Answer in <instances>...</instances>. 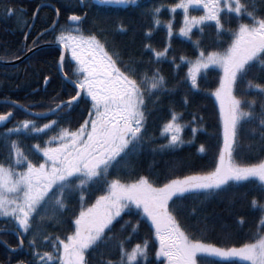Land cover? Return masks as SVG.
Listing matches in <instances>:
<instances>
[{"label": "snow or ice", "instance_id": "obj_1", "mask_svg": "<svg viewBox=\"0 0 264 264\" xmlns=\"http://www.w3.org/2000/svg\"><path fill=\"white\" fill-rule=\"evenodd\" d=\"M84 2L80 0L81 4ZM98 2L139 6V0ZM165 7L171 14L182 10V26L178 34L191 41L197 53L194 58L185 55L178 58L187 64L184 82L189 89L199 92V81L210 69H219L220 72L218 86L210 93L219 103L222 124V147L215 166L209 171L176 176L162 183L146 175L129 180L120 178L121 171H134L132 157L151 140L146 127L149 112L146 92L148 101L156 103L161 94L175 89L168 87L159 67L152 68L149 76L148 70L141 67L143 61L130 57L129 63H124L120 54L109 50L96 34L85 35L78 25L86 13L84 16L70 15L68 20L74 25L62 27L55 40L63 49L59 58L60 70L63 71L65 52L70 53V61L75 62L76 79L69 81L74 86L75 95L67 101L55 103V107L43 113H33L24 105L13 104L30 116L42 118L49 113L58 115L64 108L71 109L73 102L79 103L81 98H87L90 108L86 117L75 129L60 126L58 120L38 125L35 119H23L0 134L9 149V162H0V218L15 224L19 239L17 247H22L25 235L30 234V264H91L92 252L101 246H111L114 222H118L126 210L131 212L132 209L141 219L150 222L158 242L155 257H163V264H264V232L259 228L250 242H243L240 246H219L203 235L198 237L190 233L174 214L178 211L177 202L187 196L209 197L243 182L264 191V158L254 163L237 161L239 136L245 124L254 125L247 131L258 139L264 151V0H177L168 6L152 7L148 14L153 28L163 23L169 43L162 50L149 43L143 45L154 58L150 63L158 64L168 59L171 48L174 16L162 22L160 13ZM193 10L203 14L192 15ZM7 12L15 14L13 9ZM59 12L60 9L56 8L57 16ZM233 20L236 22L234 28L228 26ZM118 27L121 32L127 31L122 24ZM206 27L215 29L216 43L226 36L227 46L222 50L206 51L202 47ZM153 28L145 31L146 38L151 37ZM193 29L198 30L195 40L192 39ZM176 59L172 56L169 62L179 68ZM253 69L257 75L247 79ZM65 79H68L66 74ZM244 80H247L246 88L243 95L238 96L236 86ZM257 80L261 82H255ZM47 82L48 77H45ZM250 92L255 95L245 99ZM182 103L185 106L190 103L186 95ZM12 115L11 111L0 114V125ZM181 118L182 113L173 111L171 118L164 123L162 133L168 135L167 143L159 146L161 150L184 143L181 133L187 125L180 122ZM198 119L202 121L203 118L193 114L189 121L193 125L190 129L193 137L198 131L195 126ZM48 132L54 134L47 135ZM42 134L47 135L43 145L31 146L39 157L33 162L25 154L19 137ZM13 135L17 139H11ZM199 151L205 152L203 144ZM96 184L101 185V194L86 204L85 191ZM73 196L78 198L79 210L70 220L72 230L64 238L46 233L44 225L60 226L65 222L63 216ZM251 206H258L261 213L258 224L264 227V203L258 205L253 197ZM237 223L243 225L244 218L238 217ZM127 226L131 232L126 239L130 240L139 222L134 225L125 222L121 224V230H127ZM207 231L205 221L201 232ZM38 241L50 244L52 251L41 252ZM125 243V240L116 241V259H106L101 252L97 264H141V261L146 264L148 241L136 243L130 250Z\"/></svg>", "mask_w": 264, "mask_h": 264}, {"label": "trees", "instance_id": "obj_2", "mask_svg": "<svg viewBox=\"0 0 264 264\" xmlns=\"http://www.w3.org/2000/svg\"><path fill=\"white\" fill-rule=\"evenodd\" d=\"M44 1L52 2L59 9H64L61 4H69L72 14L84 16L86 13L85 18L78 25L85 35L96 34L102 42L106 43L109 50H114L120 54L124 63H129L130 57L143 61L141 67L148 70L149 76L152 74V68L159 67L166 77L168 87L175 89L173 92L161 94L156 103L148 101V93L146 92L145 98L149 106L146 127L151 140L145 143L136 156L132 157L134 171H121V179L129 180L135 179L137 175H146L150 179L162 183L176 176L209 171L215 166L219 149L222 147V124L219 118V105L215 96L210 93L218 86L220 72L219 69H210L207 75L199 81L201 89L199 92L190 90L188 84L184 82L187 64L181 63L178 58L180 55L194 58L197 53L191 41L180 37L178 34L179 27L182 26V10L178 9L175 14H171L165 7L160 13L162 22L172 19L174 16L173 36L170 41L171 48L168 59L162 60L158 64L150 63V61H154V58L143 47L145 43H149L153 48L162 50L169 43L164 24L162 23L158 28H153L148 12L154 6L159 4L168 6L176 3L177 0H139V6L109 5L100 3L98 0H85L83 6L80 0H0V60H15L22 56L26 50L40 44L41 41L56 42L55 37L62 27L69 28L74 25L67 21V13L61 12L60 24L52 32L44 35L41 38L43 40L39 39L36 42L37 33L52 25L56 19V13L53 10L44 11L42 9L37 20V26L26 37L34 9ZM21 3L26 8L22 12L20 11ZM8 9L15 10V14L9 15ZM191 14L201 15L198 10L191 11ZM121 24L127 28V31L121 32L119 30L118 26ZM228 26L234 28L236 26L235 20ZM149 28H153V33L150 38H146L144 33ZM197 33L198 30L193 29V40L197 38ZM227 43L228 38L226 36L222 38L220 43H216L215 29L213 27L205 28L202 47L206 51L222 50L227 46ZM60 54V48H43L32 53L17 65L5 66L0 64V96L5 95L7 99L22 103H25L26 100L31 102H35L36 99L41 100L43 105L36 109L39 111L49 110L61 100H69L72 95H75V89L63 79L59 72ZM172 56L177 57L176 64L180 65L179 68H175L169 62ZM63 66L65 73L75 80V62L70 61L69 56H66ZM256 75V70L253 69L247 79H252ZM45 77H48L47 83H45ZM246 84L247 80L238 82L236 86L238 96L243 95ZM26 94L27 97L24 96ZM185 95L190 101L187 106L182 103V98ZM254 95V92H250L244 98L251 99ZM256 98L259 102V97ZM89 108L90 101L87 98H81L79 103L72 105L71 109L64 108L58 115L48 118H36L16 111L14 124L0 128V134L23 119H35L38 125L47 123L49 120H58L60 126L75 129L86 117ZM10 109L11 107L8 105H0V112L2 113ZM173 111L182 113L180 122L187 125L181 133L184 143L176 148L161 150L159 146L167 143L168 135L162 133V127L171 118ZM193 114L198 118H203L202 121L198 119L195 124L198 131L194 137L190 131L193 125L189 123ZM253 126L245 124L240 132V147L237 150L238 162L254 163L264 158V151H262L258 139L249 135L247 131ZM52 134L54 132L47 133V135ZM47 135H21L19 137L25 154L33 162H36L39 157L31 146L36 143L43 145ZM11 139H17V136L13 135ZM201 144L205 146L203 153L199 151ZM8 158L9 149L5 141L0 139V162L7 164ZM100 190V184L89 187L85 191V203L93 202L95 196L101 194ZM253 197L257 199L258 205L264 203V191H261L254 184L243 182L239 185H232L209 197L187 196L177 202L178 211L174 214L177 215L181 225L193 235L198 237L203 235L209 242L219 246H240L243 242H250L258 228L260 232H264V227L258 224L261 216L259 208L258 206L257 208L251 206ZM78 210V198L73 196L68 201V211L63 216L65 222L60 226L46 224L43 230L53 236L58 235L60 238H64L72 230L70 220ZM240 216L244 218L243 225L237 223V218ZM205 221L208 225V231L202 233L201 229ZM125 222H130V225L139 222V227L130 240L126 239L131 232L130 226H127L125 231L121 230V224ZM0 225L1 227L4 225L6 228L16 229L15 224L5 218H0ZM114 225L111 233L114 239L110 242L111 246H101L100 249L92 252L89 257L91 264H97L101 258V252L104 253L106 259H116L115 243L117 240H125V246L129 250L136 243L147 240L149 248L146 264H163V259L155 257L158 242L154 238L150 222L136 215L135 209H132L131 212L126 210L125 213H122L121 218H118V222H114ZM1 235L4 242L0 243V264H30L32 260V250L28 244V240L31 238L30 234L25 235L23 248L16 252H12L10 247H17L18 238L14 237L12 233ZM38 248L41 252L52 251L50 244L39 241ZM141 264L144 262L141 261Z\"/></svg>", "mask_w": 264, "mask_h": 264}, {"label": "flooded vegetation", "instance_id": "obj_3", "mask_svg": "<svg viewBox=\"0 0 264 264\" xmlns=\"http://www.w3.org/2000/svg\"><path fill=\"white\" fill-rule=\"evenodd\" d=\"M81 5L83 6V4H81ZM61 6H62L64 9H60L59 15H58V16L56 15L55 23H56L57 20H59V21H58V24H60V20H61V12H66V13H67V15H66V16H67V21L71 24V22L68 20V17H69L70 15H72V9H70V5L64 3V4H61ZM82 6H81V7H82ZM33 7H34V5H33ZM40 7H41V9H40L39 12L37 13V17H36L35 24H34L33 28H35V27L37 26V25H36V24H37V20H38L39 14H40V12H41L42 9H43L44 11H45V10H50V9H51V10H53V11L55 12V9L57 8L52 2H49V1H44V2H42L41 4H39L38 7H35V9H34V14H33L32 18H31V24H30L29 27L32 26L33 21H34L35 14H36L38 8H40ZM20 9L23 10V11L26 10V8L24 7V5H23L22 3L20 4ZM76 15H78V14H76ZM58 24H57V25H58ZM57 25H56V27H57ZM52 26H53V24L50 25L49 27H47L46 29H44L43 31L38 32V33H37V36H36V42H37L39 39H41L44 35H46L47 33L52 32L54 29L48 31ZM56 27H55V28H56ZM32 30H33V29H32ZM26 37H28V36L26 35ZM41 40H43V39H41ZM41 40H40V41H41ZM40 41H39V42H40ZM39 42H38V43H39ZM44 43H57V42H55V41H41L40 44H38V45H36V46H33V47H31L30 49L26 50V52H25L22 56H24V55H25L27 52H29L31 49H33V48H35V47H37V46H39V45H41V44H44ZM68 54H69V53L67 52V53H66V56H69ZM22 56H20V57H22ZM66 56H65V58H66ZM20 57H19V58H20ZM17 59H18V58H17ZM24 96L27 97V94L24 95ZM3 101H6V102H3ZM7 101H8L9 103H8ZM11 102H15V103H17V104H19V105H24L25 108H27V109H29V110H32V111H35V112H38V113L48 112V110H45V111H39V110H36L40 105H43V102H41V100L36 99L35 102H31L30 100H26L25 103H24V102L22 103V102H18V101H16V100L7 99V98H5V95H2V96H0V105H3V104L8 105L9 107H11V109L8 110V111H11L12 113H14V116H13L12 121H11L8 125H6V126H4V127H8V126L14 124V120H15V117H16V111H21V112L27 114V113H26L24 110H22L21 108L15 106V105H13V104H11ZM8 111H6V112H8ZM6 112H3V113H6ZM0 114H2V112H0ZM4 127H3V128H4ZM0 128H2V127H0ZM2 226H3V227H1V225H0V243H3V242H4V241H3V237H2L1 234H4V233H5V232H4L5 230H13V231L16 230V229L6 228V227H4V225H2ZM15 236H16V235L14 234V237H15ZM16 237H17V236H16ZM15 248L17 249V248H19V247H15ZM10 249H11V247H10ZM13 249H14V248H13Z\"/></svg>", "mask_w": 264, "mask_h": 264}, {"label": "water", "instance_id": "obj_4", "mask_svg": "<svg viewBox=\"0 0 264 264\" xmlns=\"http://www.w3.org/2000/svg\"><path fill=\"white\" fill-rule=\"evenodd\" d=\"M40 9H41V7L38 8V10H37V12H36V14H35L33 24H32V26L29 28L28 34H29V33L32 31V29H33V26H34V24H35V20H36V17H37V13L39 12ZM58 21H59V20L56 21V23H55V27H56V25L58 24ZM70 22H71V21H70ZM71 23L74 24V22H71ZM50 30H53V26H52L48 31H50ZM50 47L61 48V50L63 51L62 47H61L58 43H44V44H41V45H39V46H37V47L31 49L29 52H27V53H26L24 56H22L21 58H18V59H16V60H12V61H3V60H0V64L5 65V66H14V65H17V64L23 62V61H24L28 56H30L32 53H34V52H36V51H38V50H41V49H43V48H50ZM65 54H66V52L64 53V55H65ZM59 72H60L61 76L63 77V79H64L67 83H69L70 85L73 86V84L69 82L70 80H73V79H71V78L65 73L64 69H63V71H61V70H60V66H59ZM65 74L67 75L68 79H65ZM80 100H81V99H80ZM66 101H67V100H66ZM3 102H6V101H3ZM7 102H8V101H7ZM8 103H9V102H8ZM74 103H76V102H73V104H74ZM11 104H13V102H11ZM13 105H14V104H13ZM15 105H19V104L15 103ZM19 108H20V107H19ZM71 108H72V107H71ZM21 109H22V108H21ZM22 110H24V109H22ZM28 110H29V109H28ZM29 111H30V112H33V113H38V112H35V111H32V110H29ZM13 116H14V113H13L12 117H11L7 122H4L2 125H0V127H4V126H6L7 124H9V123L12 121ZM50 116H53V114L49 113V115H47L46 117H42V118H47V117H50ZM4 232H7V233H14V234L17 236V238H18V235H17L16 230H15V231H13V230H5ZM22 248H23V246H22V247H19V248H17V249L14 248L15 251H12L13 248H11L10 250H11L12 252H16L17 250L22 249Z\"/></svg>", "mask_w": 264, "mask_h": 264}, {"label": "rangeland", "instance_id": "obj_5", "mask_svg": "<svg viewBox=\"0 0 264 264\" xmlns=\"http://www.w3.org/2000/svg\"><path fill=\"white\" fill-rule=\"evenodd\" d=\"M199 14L202 15V14H203L202 11H199ZM68 55H69V58H70V53H69ZM215 99H216V98H215ZM216 101H217V100H216ZM217 103H218V101H217ZM218 105H219V103H218ZM160 259H163V257H160Z\"/></svg>", "mask_w": 264, "mask_h": 264}]
</instances>
